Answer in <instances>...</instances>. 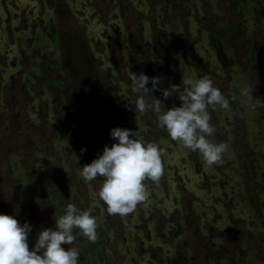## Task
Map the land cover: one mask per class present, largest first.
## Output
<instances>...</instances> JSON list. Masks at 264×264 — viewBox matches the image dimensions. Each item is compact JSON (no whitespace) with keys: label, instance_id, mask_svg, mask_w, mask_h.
Wrapping results in <instances>:
<instances>
[{"label":"rangeland","instance_id":"rangeland-1","mask_svg":"<svg viewBox=\"0 0 264 264\" xmlns=\"http://www.w3.org/2000/svg\"><path fill=\"white\" fill-rule=\"evenodd\" d=\"M141 72L162 88L214 81L229 100L209 109L221 163L135 110ZM115 127L162 150L160 179L124 217L94 195L103 178L80 175ZM68 203L97 218V240L74 241L81 264H264V0H0V214L34 240Z\"/></svg>","mask_w":264,"mask_h":264},{"label":"clouds","instance_id":"clouds-1","mask_svg":"<svg viewBox=\"0 0 264 264\" xmlns=\"http://www.w3.org/2000/svg\"><path fill=\"white\" fill-rule=\"evenodd\" d=\"M130 79L138 94L136 111L143 113L152 108L158 126L168 137L198 152L206 165L222 162L228 145L214 141L216 129L209 109H227L229 100L209 76H184L180 84H171L168 88L161 87V77H149L143 72L131 73ZM157 91L163 100L175 94L179 106L165 108L162 100L153 95ZM249 94V89L242 91L244 96ZM109 136L111 146L106 144L91 163L80 167V175L85 182L103 178L94 195L106 205L109 214L124 217L148 199L145 182L160 179L162 150L157 143L146 142L137 130L115 127ZM86 150L82 148L81 153ZM97 229V218L91 210H82L74 203L66 204L63 214L54 220V227L41 226L34 240L29 239L33 231L30 222L20 223L14 215L0 214V264H81V253L74 241L81 236L94 243L98 238Z\"/></svg>","mask_w":264,"mask_h":264},{"label":"trees","instance_id":"trees-1","mask_svg":"<svg viewBox=\"0 0 264 264\" xmlns=\"http://www.w3.org/2000/svg\"><path fill=\"white\" fill-rule=\"evenodd\" d=\"M83 55H84V52H83ZM66 56H67V62H68L69 67H70V71H71V70L75 71L74 62H73L72 60H70V58L68 59V54H66ZM84 57H85V55H84ZM82 80H83V79H82Z\"/></svg>","mask_w":264,"mask_h":264}]
</instances>
